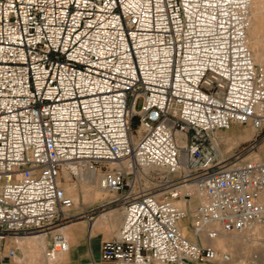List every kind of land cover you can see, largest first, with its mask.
Wrapping results in <instances>:
<instances>
[{
	"label": "built area",
	"instance_id": "1",
	"mask_svg": "<svg viewBox=\"0 0 264 264\" xmlns=\"http://www.w3.org/2000/svg\"><path fill=\"white\" fill-rule=\"evenodd\" d=\"M251 3L0 0V258L7 237L34 232H52L48 261L69 249L59 228L75 204L61 186L72 163L113 193L91 211L124 206L103 259H231L180 221L208 239L264 223V158H224L210 143L235 125L264 140Z\"/></svg>",
	"mask_w": 264,
	"mask_h": 264
},
{
	"label": "crops",
	"instance_id": "2",
	"mask_svg": "<svg viewBox=\"0 0 264 264\" xmlns=\"http://www.w3.org/2000/svg\"><path fill=\"white\" fill-rule=\"evenodd\" d=\"M264 155L261 153V156ZM108 198L101 199L96 204ZM95 205V204H94ZM194 205V204H192ZM192 209V207H191ZM71 218L59 230L66 236L69 249L60 254L55 264H114L102 257V245L106 240L116 237L123 221L124 206L114 205L106 210L91 211L74 209L69 211ZM183 233L193 241L216 247L217 239L197 236L190 227V218L180 221ZM52 232L29 233L22 236H9L2 246L0 264H44L41 260L42 250L50 245ZM237 245L229 244L231 259L201 262L188 260L182 264H264V231L256 233L252 229L247 235H239ZM11 251H14L11 254ZM49 264V263H47ZM153 264H165L154 262ZM179 264V263H167Z\"/></svg>",
	"mask_w": 264,
	"mask_h": 264
},
{
	"label": "rangeland",
	"instance_id": "3",
	"mask_svg": "<svg viewBox=\"0 0 264 264\" xmlns=\"http://www.w3.org/2000/svg\"><path fill=\"white\" fill-rule=\"evenodd\" d=\"M257 8L256 13L251 9V24L248 30V41L254 56L256 64L264 71V0H252ZM255 48L260 50L261 56L257 57ZM142 100H139L137 109L141 107ZM257 130L250 125H235L228 130H216L211 135L210 143L213 149L224 158L233 159L239 153H244L247 158H264L261 153L264 151V140L254 141L257 136ZM254 143V144H253ZM250 145H254L251 148ZM100 174V172H98ZM101 175L97 177L94 184H87L81 181L77 174L71 170H65L61 177V186L65 188L67 194L75 198L74 209L87 210L101 199L110 198L113 193L100 187ZM184 205L183 200L180 203ZM194 205H191L190 208ZM256 233L264 231V223L256 224L253 228ZM248 230L241 233L223 234L217 239L216 247L223 251L231 252L229 244L237 245L239 235H247ZM233 254H231L232 256ZM41 260L44 264H55L54 261H48L42 250Z\"/></svg>",
	"mask_w": 264,
	"mask_h": 264
},
{
	"label": "bare ground",
	"instance_id": "4",
	"mask_svg": "<svg viewBox=\"0 0 264 264\" xmlns=\"http://www.w3.org/2000/svg\"><path fill=\"white\" fill-rule=\"evenodd\" d=\"M251 7H252V11L254 12L253 14H257L256 13L257 8L255 7V3H251ZM255 50H257L256 56L260 57L261 56L260 50L258 48H255ZM70 168L74 171V173H76L78 175V177L81 181H83L84 183H87V184H94L97 180V177H99V175H100L95 170L84 168V166L79 165V164L74 165L71 163ZM100 187H101V185H100ZM72 198L75 202V198L73 196H72Z\"/></svg>",
	"mask_w": 264,
	"mask_h": 264
},
{
	"label": "trees",
	"instance_id": "5",
	"mask_svg": "<svg viewBox=\"0 0 264 264\" xmlns=\"http://www.w3.org/2000/svg\"><path fill=\"white\" fill-rule=\"evenodd\" d=\"M136 123H137V121L135 120V121H134V124H136Z\"/></svg>",
	"mask_w": 264,
	"mask_h": 264
}]
</instances>
